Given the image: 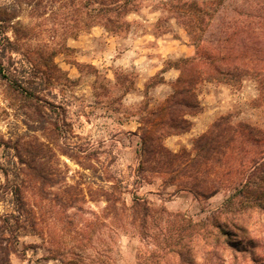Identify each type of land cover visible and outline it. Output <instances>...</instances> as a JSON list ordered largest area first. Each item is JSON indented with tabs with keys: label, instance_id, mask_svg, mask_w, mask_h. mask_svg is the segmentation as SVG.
I'll return each mask as SVG.
<instances>
[{
	"label": "rangeland",
	"instance_id": "obj_1",
	"mask_svg": "<svg viewBox=\"0 0 264 264\" xmlns=\"http://www.w3.org/2000/svg\"><path fill=\"white\" fill-rule=\"evenodd\" d=\"M161 1H144L127 16L129 30L119 34L98 25L83 27L74 7L64 6L66 0H42L33 13L20 3L15 17L1 25L10 40L11 27L16 30L21 54L13 56L18 62H35L53 50V62L63 75L42 85L46 101L35 108L10 94L0 78V264H179L177 256H160L165 236L179 222L174 215L194 222L206 219L225 204L253 163L264 158V83L246 77L237 85L201 82L202 110L191 118V129L164 139L173 151L191 150L193 139L212 122L231 115L240 126L237 140L216 167L219 192L196 198L175 185L165 186V173L137 171L140 114L145 104L156 107L171 92L179 75L171 65L195 54L173 19L168 32L154 34ZM259 1L226 0L207 34L215 41L224 28L231 32L224 26L241 22L237 10L251 12ZM12 2L0 0V7L8 11ZM243 26L237 51L252 56L264 70V25ZM123 75L134 81L127 92L121 86L127 80ZM155 78L164 83L152 85ZM15 186L21 189L22 206L12 194ZM134 196L154 208L164 206L171 215L152 212L141 226ZM241 224L239 238L264 260L263 216L246 213ZM198 242L193 241L191 255L202 246ZM205 248L207 252L209 245ZM202 252L196 254V264H204ZM223 258L224 264H242L227 252ZM244 262L253 264L250 257Z\"/></svg>",
	"mask_w": 264,
	"mask_h": 264
},
{
	"label": "trees",
	"instance_id": "obj_2",
	"mask_svg": "<svg viewBox=\"0 0 264 264\" xmlns=\"http://www.w3.org/2000/svg\"><path fill=\"white\" fill-rule=\"evenodd\" d=\"M144 1L146 0H66L64 6L74 7L81 17L83 27L98 25L108 32L119 34L129 30L131 22L127 16L137 12ZM225 1L165 0L159 3L161 14L154 24V34L168 32L171 29L169 21L173 19L187 33L195 47V54L180 58L171 65L179 71V75L171 83V92L156 107L149 108L145 104L139 118L137 171L165 173V186L175 185L178 190H187L196 198H210L221 190L222 180L216 167L225 151L237 140L240 125L232 123L231 115L219 117L205 132L193 139L191 150L182 148L173 151L164 144V139L191 129V118L202 110L197 93L201 82L217 81L237 85L246 77H251L264 83V70L259 68L256 60L252 56H241L237 51L241 41L237 36L246 30L243 25L258 23V27L262 29L264 0H260L251 12L237 10L235 14L242 17L239 19L243 23L235 24L238 20H233L226 24L224 27L232 28V31L224 28L214 41L207 32L213 25L214 16L225 6ZM41 2L42 0H13L8 11L0 7V78L5 81L10 94L34 105V108L40 104L43 106L41 102L46 101L42 85H52L63 75L62 70L53 62L56 51L39 54L35 62L30 59L24 63L18 62L13 56V53L21 54L16 30L11 27L14 39L10 40L1 25L15 17V9L20 3L29 6L33 13L38 11ZM123 78L127 79V75H123ZM133 83V79L128 78L125 84L121 82V86L127 92L133 87ZM160 83H164L163 78L156 79L152 85ZM60 151L72 156L68 150L61 148ZM17 157L21 164L30 167L20 154ZM148 177L149 175H143L145 180ZM12 194L19 206H22L21 189L15 186ZM132 200V207L139 214L141 226L146 224L152 212L171 215L164 206L154 208L148 201L137 196ZM252 211L264 218V158L253 163L245 179L234 185L233 193L225 204L206 219L194 222L191 218L175 214L180 219L174 225L173 232L165 236L167 243L160 255L161 259L174 255L178 257L179 264H196V254L204 249V256L201 258L204 264H224V252L231 255L233 261L241 259L242 264H245L247 257L252 259L253 264H264V260H259L252 254L253 246L245 244L239 238V233L244 230L241 220L246 213ZM200 240L202 246L195 249L194 256L191 255L195 245L192 244L193 241L196 243ZM207 245L209 250L206 252Z\"/></svg>",
	"mask_w": 264,
	"mask_h": 264
}]
</instances>
